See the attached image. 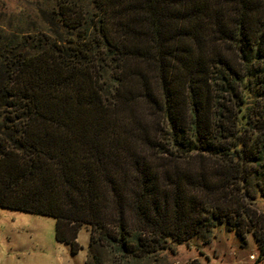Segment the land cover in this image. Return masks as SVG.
Returning a JSON list of instances; mask_svg holds the SVG:
<instances>
[{
	"label": "trees",
	"instance_id": "obj_1",
	"mask_svg": "<svg viewBox=\"0 0 264 264\" xmlns=\"http://www.w3.org/2000/svg\"><path fill=\"white\" fill-rule=\"evenodd\" d=\"M50 14L70 38L0 35V208L53 218L72 253L88 227L84 264L254 228L264 0H54ZM251 234L258 263L264 229Z\"/></svg>",
	"mask_w": 264,
	"mask_h": 264
},
{
	"label": "rangeland",
	"instance_id": "obj_2",
	"mask_svg": "<svg viewBox=\"0 0 264 264\" xmlns=\"http://www.w3.org/2000/svg\"><path fill=\"white\" fill-rule=\"evenodd\" d=\"M53 4L54 0H0V35L34 37L52 30L63 39L70 38L53 25ZM254 207L262 216L264 202L258 201ZM259 220L252 229L240 227L239 234L225 223L215 225L186 242L169 243L167 249L139 264H264V257L255 263L258 244L251 234L253 229H264V215ZM54 222L50 217L0 208V264H84L88 259V227H80L75 239L80 249L72 253L70 244L56 241ZM103 260V264H110L108 255Z\"/></svg>",
	"mask_w": 264,
	"mask_h": 264
}]
</instances>
